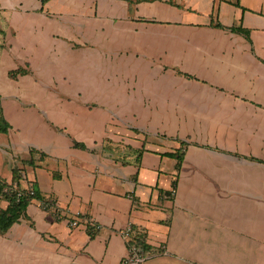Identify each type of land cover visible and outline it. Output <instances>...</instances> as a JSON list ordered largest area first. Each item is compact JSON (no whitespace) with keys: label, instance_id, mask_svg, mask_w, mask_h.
Returning <instances> with one entry per match:
<instances>
[{"label":"crops","instance_id":"0c3cea01","mask_svg":"<svg viewBox=\"0 0 264 264\" xmlns=\"http://www.w3.org/2000/svg\"><path fill=\"white\" fill-rule=\"evenodd\" d=\"M5 4L0 178L40 198L0 264H264V0Z\"/></svg>","mask_w":264,"mask_h":264},{"label":"trees","instance_id":"16d2710c","mask_svg":"<svg viewBox=\"0 0 264 264\" xmlns=\"http://www.w3.org/2000/svg\"><path fill=\"white\" fill-rule=\"evenodd\" d=\"M49 0H40L41 8L39 11H42L43 6ZM213 26L221 29H229L232 32L238 33L240 29L238 27L230 26L225 27L221 23L217 22ZM24 69L18 68L16 70L10 71L9 75L15 77L18 74H23ZM9 127V123L3 116L2 110L0 108V132H6ZM77 144V143H76ZM177 153V152H176ZM169 156L177 158V162L181 161L183 153L174 154L169 153ZM15 171L13 170V180L15 178ZM4 198L8 201V204L5 209L0 208V232H5L14 222H16L20 217L25 215V210L27 205L31 202L32 199H39L40 195L36 190L30 191L21 190L18 187H14L12 183H6L0 178V200Z\"/></svg>","mask_w":264,"mask_h":264},{"label":"rangeland","instance_id":"374dc122","mask_svg":"<svg viewBox=\"0 0 264 264\" xmlns=\"http://www.w3.org/2000/svg\"><path fill=\"white\" fill-rule=\"evenodd\" d=\"M86 3H89L91 7L94 6L95 0H85ZM2 5V4H1ZM5 6L9 7L6 9H3L0 7V54L3 51V48L5 45V41H21L22 38V31L20 29H14V27L10 23V19L14 12L19 10L20 8L18 6L12 8V6L5 4ZM81 18L82 29H76L77 24L76 22ZM85 15H78L76 12L71 13V29H70V39L69 41H84L85 38L90 34V29L86 28V24L84 22H87V19L85 20ZM85 27V29H84ZM57 39H63L66 40V37H63L61 35L53 36Z\"/></svg>","mask_w":264,"mask_h":264},{"label":"built area","instance_id":"2783aa9c","mask_svg":"<svg viewBox=\"0 0 264 264\" xmlns=\"http://www.w3.org/2000/svg\"><path fill=\"white\" fill-rule=\"evenodd\" d=\"M173 192V190H172ZM32 193V191H30ZM84 223H88V219H83ZM74 225H77V220L72 222ZM122 235L127 240L130 239V226L127 227L124 231H122ZM145 259L144 256L141 255V247L136 242L133 244H129L128 251L126 256L122 259L121 264H138Z\"/></svg>","mask_w":264,"mask_h":264}]
</instances>
